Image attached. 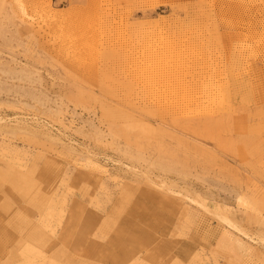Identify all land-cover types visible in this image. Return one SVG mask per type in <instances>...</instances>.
<instances>
[{"label": "rangeland", "instance_id": "rangeland-1", "mask_svg": "<svg viewBox=\"0 0 264 264\" xmlns=\"http://www.w3.org/2000/svg\"><path fill=\"white\" fill-rule=\"evenodd\" d=\"M32 263L264 264V0H0V264Z\"/></svg>", "mask_w": 264, "mask_h": 264}, {"label": "bare ground", "instance_id": "bare-ground-1", "mask_svg": "<svg viewBox=\"0 0 264 264\" xmlns=\"http://www.w3.org/2000/svg\"><path fill=\"white\" fill-rule=\"evenodd\" d=\"M49 147H50V146H49ZM14 181H15V180H14ZM19 182H20V181H19ZM29 182H30V180H29ZM14 183H15V182H14ZM17 183H18V182H17ZM24 183H25V182H24ZM27 183H28V181H27ZM15 184H16V183H15ZM16 185H18V184H16ZM16 185H15V186H16ZM19 185H20V184H19ZM16 187H17V186H16ZM19 187H20V186H19ZM23 187H24V186H23ZM28 188H29V187H28ZM21 189H22V187H21ZM24 189H25V188H24ZM34 193H35V192H34ZM40 195H41V194H40ZM8 198H9V197H8ZM39 199H40V200H36V197H35V199L33 198V202H32V199H31V202L34 203L33 205H35L36 208H37V207L40 208V207L42 206V204H43L42 202H43V200H44V197L39 198ZM241 200H242V199L239 198L238 202L241 203V202H242ZM32 203L29 204V205L32 206ZM5 206H8V205L6 204ZM2 207H4V206L2 205ZM7 208H8V207H7ZM3 209L5 210V208H3ZM90 218H91V217H90ZM91 220H92V219H91ZM92 221H93V220H92ZM92 221H91V222H92ZM29 222H31V221H29ZM29 222H28V223H29ZM89 222H90V221H89ZM25 223H26V222H25ZM34 223H35V222H34ZM34 223H33V224H34ZM26 224H27V223H26ZM30 224H31V223H30ZM36 224H37V223H36ZM69 224H71V223H69ZM90 224H91V223H89V225H90ZM31 225H32V224H31ZM67 225H68V224H67ZM89 225H88V226H89ZM22 226H23V225H22ZM33 226H34V225H33ZM65 226H66V225H65ZM65 226H64V227H65ZM29 227H31V226H29ZM29 227L27 226V229H28ZM44 227L47 228L48 225H45ZM32 228H34V227H32ZM70 228H71V226H70ZM70 228H69V229H70ZM88 228H89V227H88ZM29 229H30V228H29ZM36 229H37V227H36ZM64 229H65V228H64ZM64 229H63L64 233H65V232L67 233L68 229H67V231H65ZM33 230H34V229H33ZM86 230H88V229H86ZM30 231H32V230H30ZM30 231H29V232H30ZM26 232H27V231H26ZM34 232H35V231H34ZM36 232H37V231H36ZM68 232H69V231H68ZM81 232H82V231H81ZM69 233H70V232H69ZM69 233H68V234H69ZM83 233H84V232H83ZM86 233H87V232H86ZM86 233H84V235H85ZM81 234H82V233H81ZM51 235H53V232H51L50 235H47V230L43 229V230H39V232H37V233L35 234V236H34V235H33V236H34V238H37V239L39 240V242H40V246H42V245H43V246H46L47 244H50V243H49L50 240H51V241L53 240ZM65 235H66V234H65ZM69 235H70V234H69ZM79 235H80V234H79ZM82 235H83V234H82ZM87 235H88V234H87ZM23 236H24V235H23ZM25 236H26V235H25ZM31 237H32V236H31ZM61 237H62V236H61ZM66 237H67V235H66ZM79 237H80V236H79ZM79 237H78V238H79ZM24 238H25V237H24ZM29 238H30V237H29ZM29 238H28V239H29ZM69 238H70V237H69ZM81 238H82V237H81ZM81 238H80V239H81ZM25 239H26V238H25ZM37 239H36V240H37ZM61 239H62V238H61ZM82 239H83V238H82ZM85 239L87 240V238H85ZM26 240H27V239H26ZM30 240H31V238H30ZM32 240H33V239H32ZM76 240H77V238H76ZM76 240H75V241H76ZM86 240H83V241L85 242ZM238 240H240V239H238ZM22 241H23V240H22ZM22 241H21V242H22ZM28 241H29V240H28ZM28 241H27V242H28ZM51 241H50V242H51ZM77 241L79 242L80 240L78 239ZM77 241H76V242H77ZM36 242H37V241H36ZM60 242H61V241H60ZM76 242H75V243H76ZM80 242H81V241H80ZM242 242H243V241H242ZM242 242H241V240L238 242L239 245H240V247L243 246V243H242ZM33 243H34V242H33ZM70 243H71V242H70ZM70 243H69V245H70ZM72 243H74V242H72ZM72 243H71L70 247L73 246ZM75 243H74V245H76ZM59 244H60V243H59ZM77 244H80V245L82 246L83 243H77ZM21 245H22V244H21ZM26 245H27V244H26ZM36 246H37V245H36ZM43 246H42V247H43ZM54 246H55V245H54ZM54 246H51V247H54ZM76 246H77V245H76ZM59 247H60V246H59ZM59 247H58V248H59ZM61 247H62V246H61ZM63 247H64V245H63ZM65 247H66V245H65ZM65 247H64V248H65ZM68 247H69V246H68ZM38 248H39V247H38ZM73 248H76V247H73ZM238 248H239V247H238ZM70 249H71V248H70ZM39 251H40V250H39ZM37 254L39 255V252H38ZM114 255H115V254H114ZM100 257H101V256H100ZM119 257H120V256H119ZM44 259H45V257H44ZM114 259H115V258H114ZM118 260H119V259H118ZM118 260H117V261H118ZM117 261H116V262H117ZM32 264H33V263H32ZM36 264H37V263H36Z\"/></svg>", "mask_w": 264, "mask_h": 264}]
</instances>
